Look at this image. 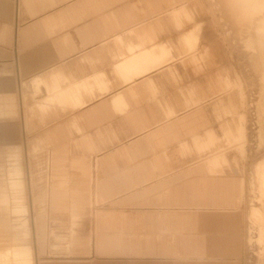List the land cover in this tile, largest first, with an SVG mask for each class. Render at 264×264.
<instances>
[{
    "label": "crops",
    "instance_id": "obj_1",
    "mask_svg": "<svg viewBox=\"0 0 264 264\" xmlns=\"http://www.w3.org/2000/svg\"><path fill=\"white\" fill-rule=\"evenodd\" d=\"M203 19L201 0H0V264L250 263L256 163L223 142L230 55H191Z\"/></svg>",
    "mask_w": 264,
    "mask_h": 264
},
{
    "label": "rangeland",
    "instance_id": "obj_2",
    "mask_svg": "<svg viewBox=\"0 0 264 264\" xmlns=\"http://www.w3.org/2000/svg\"><path fill=\"white\" fill-rule=\"evenodd\" d=\"M254 1L241 0L242 3L239 7L240 20L231 25L228 17L220 10L216 9L211 14L209 0H201V14L205 16L199 29L201 45L198 49L192 50L191 55L200 56L206 52L207 55H205L204 61L210 62L215 56L216 44H220L218 55L221 53L223 57L224 52L226 55L227 53L228 56L230 55L229 63L224 65L227 68L220 67L217 64L215 65V73L223 75V72L228 69L227 78L230 84H233V87H230V91L226 94L218 95L212 99V104H215L217 113L221 114L227 111L225 115H231V129L233 131L239 118L237 133L227 135L226 133L229 132L227 130L223 134V142L231 148L237 149L236 153H239L243 158L253 160L257 164L261 161L264 162V116L262 109H260V104L264 102V0ZM213 15L216 17L224 16L229 22V26L224 24L221 26L215 23ZM207 18L210 19L207 20ZM223 32H228V40L224 42L222 41ZM209 41L214 43L212 51L208 50ZM222 42L223 45H221ZM230 64L231 68L229 67ZM237 92L240 95L243 93L242 102H240ZM229 96H232V106L227 100ZM229 111L230 113H228ZM240 113L243 116H239ZM217 121L222 120L217 118ZM219 133L222 134V130H219ZM28 157L31 158L30 153ZM256 164L253 169L249 168L248 176L249 264H264V226L261 228L258 224H252L250 220L253 214L251 209L255 207L257 211L263 214L262 217L256 215L259 224L264 223V197L262 196L264 195V175H260L259 170L256 173ZM251 181L252 185H250ZM30 186H32L31 183ZM24 193L26 196L25 203L28 206L30 193L27 182L24 183ZM23 217L28 220L29 227V216L26 214ZM18 219L21 218L18 217ZM261 233H263L262 238H260ZM25 240H30V235Z\"/></svg>",
    "mask_w": 264,
    "mask_h": 264
},
{
    "label": "bare ground",
    "instance_id": "obj_3",
    "mask_svg": "<svg viewBox=\"0 0 264 264\" xmlns=\"http://www.w3.org/2000/svg\"><path fill=\"white\" fill-rule=\"evenodd\" d=\"M216 1L218 2V4H220L222 6L223 13L228 17L231 25L234 24L235 22H237L238 20H240V15H239V13H240L239 9L240 8L239 7H240V3H242L241 0H216ZM216 6H217V3H216ZM260 107H261L260 109H262L261 111L263 112V116H264V102H262L260 104ZM262 112H261V116H262ZM263 164H264L263 161L258 162L256 164V169H255L256 170V173H258V170H259V174L260 175L261 174L264 175V167H263ZM251 185H252V183H251ZM262 196L264 197V195H262ZM253 213H254V215H260L261 217L263 216V214H261L259 211H257V209H255ZM263 220H264V218H263Z\"/></svg>",
    "mask_w": 264,
    "mask_h": 264
},
{
    "label": "flooded vegetation",
    "instance_id": "obj_4",
    "mask_svg": "<svg viewBox=\"0 0 264 264\" xmlns=\"http://www.w3.org/2000/svg\"><path fill=\"white\" fill-rule=\"evenodd\" d=\"M252 181L250 182V185H251Z\"/></svg>",
    "mask_w": 264,
    "mask_h": 264
}]
</instances>
